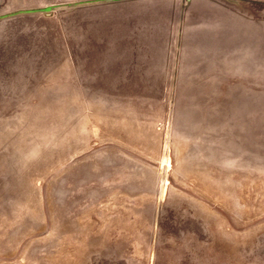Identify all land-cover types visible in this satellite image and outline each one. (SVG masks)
I'll use <instances>...</instances> for the list:
<instances>
[{
  "label": "rangeland",
  "instance_id": "rangeland-1",
  "mask_svg": "<svg viewBox=\"0 0 264 264\" xmlns=\"http://www.w3.org/2000/svg\"><path fill=\"white\" fill-rule=\"evenodd\" d=\"M0 264H264V0H0Z\"/></svg>",
  "mask_w": 264,
  "mask_h": 264
}]
</instances>
